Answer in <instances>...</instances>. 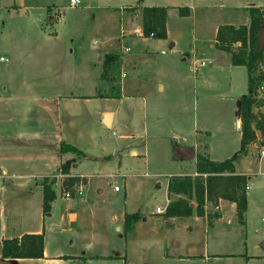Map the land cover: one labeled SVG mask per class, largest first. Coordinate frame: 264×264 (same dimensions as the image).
Wrapping results in <instances>:
<instances>
[{
	"label": "crops",
	"instance_id": "1",
	"mask_svg": "<svg viewBox=\"0 0 264 264\" xmlns=\"http://www.w3.org/2000/svg\"><path fill=\"white\" fill-rule=\"evenodd\" d=\"M137 1L80 0L77 5L70 6L69 0H0L3 44L0 55L6 58L0 63L22 60L21 64H15L22 68L0 65V107H3L0 124H6L0 133V264H91L98 256L116 257L120 264H264V229L253 223L250 216L256 206H264V182L259 179L264 177V153L256 161L252 158L256 143L234 163V173L246 176L243 222L237 218L235 202L214 195L205 200L203 214L196 213L194 195L189 198L190 215L165 214L168 203L183 196L168 191L170 177L190 176L194 183L200 140L205 145L203 154L212 161L227 159L238 149L220 156L229 141L226 134L233 123L240 142L239 104L240 97L247 92V77L246 83L240 85L241 80L238 81L236 76L246 67L232 64L231 55L216 48L214 43L219 25L247 24L249 17L244 12L248 7H264V0H210V4L205 5L200 4L202 0ZM207 5L237 13V16L234 20L230 14V18L205 27L203 20L206 17L198 9ZM75 6L82 17L88 14L87 32L90 31L91 37L79 32L82 21L78 17L70 24L69 20L60 23L62 13ZM143 6L167 7L165 37L143 34ZM178 6H187L189 14L180 16ZM127 7L134 8L124 9ZM54 12L59 13V24H53L55 29L46 31L41 25L42 20L46 19L48 23L46 16L55 15ZM173 12L177 17L171 26L169 16ZM29 26L38 29L35 37L27 36L25 27ZM9 29L14 31L13 37ZM15 29L19 31L15 33ZM41 38L47 41V46H37ZM28 43L35 46L21 45ZM65 53L70 61L66 68L62 65ZM109 53L118 54L109 67L115 63L119 86L106 95L109 85L114 82L101 78L103 59ZM25 59L32 62L27 65ZM56 60L61 62L56 65ZM200 60L204 61L203 65ZM89 74H93L90 91L82 81V76ZM198 88L205 93L209 89L217 92L216 96L221 97L220 102L224 104L216 105L209 94L206 105L214 104L208 105L206 110L210 113L213 108L216 116H222H217L220 120L211 124L203 122L199 125V121L192 125H183L182 121L173 124L174 140L168 144L171 158L167 159L165 168H151L145 148L141 151L136 148L142 138L146 139L140 142L142 147H146L145 142L149 140L145 135L151 122L147 119V110L144 112V134L133 126V140L128 148L132 159L143 161L142 173L121 171L125 155L120 152V142L107 145L93 137L88 140L99 147L89 154L87 148L67 132V125L73 118L70 106L73 103L88 102L91 98L111 102L101 106L99 120L105 125L103 115L111 112L110 127H113L119 120L120 103L126 98L141 100L142 109H149L156 98L170 91L177 93L173 99L183 107L184 90L196 91ZM254 109L263 113V131H257V138L262 142L264 103L253 108V112ZM231 114L235 116L233 123ZM225 117H229L228 121H224ZM152 136L158 137L157 134ZM62 142L79 152L62 151ZM190 145L196 149L194 158L173 157L175 147ZM259 149L264 151V145ZM63 165L67 166L66 172L62 171ZM115 175L122 178V185L113 182ZM149 177L153 181L147 187L146 178ZM44 178L52 182L55 193L50 209L45 213L42 209ZM93 178H104L108 183L103 185L101 181H95L92 184ZM66 179H72L71 188L82 187L83 193H74L68 198L61 192L57 194L56 187H63ZM113 185H118V190H114ZM122 186L123 194L120 193ZM146 192L150 193L143 198ZM134 212L141 217L125 233L124 215ZM260 221L264 227V215ZM47 224L58 227L59 238L54 247L46 243ZM110 229L116 231V235ZM25 233H42L43 256L4 258L1 255L2 240ZM64 239L68 251L60 244ZM110 244H114L117 252H94L96 248L106 249Z\"/></svg>",
	"mask_w": 264,
	"mask_h": 264
},
{
	"label": "rangeland",
	"instance_id": "2",
	"mask_svg": "<svg viewBox=\"0 0 264 264\" xmlns=\"http://www.w3.org/2000/svg\"><path fill=\"white\" fill-rule=\"evenodd\" d=\"M209 1L210 0H202L200 4H203V5L210 4L208 3ZM66 4H68V2ZM76 8L77 6H75V9H71V8L66 9L64 13H62L61 15L60 23L63 24L69 20L68 24H70L73 20H75L78 17V19L82 21V23L79 25L80 27L79 32H81L85 36L86 33H88L87 31L89 29L88 28V25H89L88 14L87 16L84 15L82 17V15L77 12ZM124 9L133 10L131 7H127ZM198 10L200 11V13L203 14V17L204 16L206 17L205 20H203L205 27H207L206 26L207 24H212V22L214 21H218L220 19L226 20V18H230L231 15H232V18L235 20L237 16V13L233 14L232 12L222 11L215 7H212V5H207V7H205L204 9L202 8ZM244 14H247V17H249L248 10L247 12H244ZM240 15H241V12L239 13L238 16ZM46 17L49 18V22L47 23L46 19H43L41 23L42 27L45 28L46 31L51 30V28L55 29L53 24L58 23L59 13H56L55 15L49 14ZM175 17L177 16L174 14V12L170 13L169 22L171 23V26H173L175 23V20H174ZM249 20H250V17L247 20L246 25L249 24ZM66 26H67V23H66ZM25 29H26V32L28 33L27 36L35 37L34 35H37L35 30L37 31L38 29L36 27L34 29V27L32 28L31 26H29L27 28L25 27ZM9 30H11L10 33H11V36L13 37L14 31H12V29H9ZM18 31H19L18 29H15V33H17ZM39 35L43 36L42 34H39ZM87 35L91 37L90 31ZM62 37L64 38V40L66 39L65 33L62 35ZM1 41H2V38L0 36V52L2 49V45H3ZM21 45L27 48L35 46L29 43L26 45H23V44ZM47 45H48L47 41H44L41 38V42L37 46L45 47ZM91 45L93 44L91 43ZM238 45L239 44H236V45L233 44V47H237ZM64 58H65V61H63L62 65H64L65 66L64 68H66L67 63L70 62L69 60H67L68 55L66 53L64 55ZM25 62L28 65L32 62V60L25 59ZM60 62L61 60H56L55 64L57 65ZM21 63H22V60H19V61L17 60V63H15L14 61H11V62L7 61V62L0 63V65L1 67H6L7 65V67H11L14 69L17 67L15 66V64H21ZM114 65L115 63L112 64V67H109L106 73L107 75V78L105 79L106 81L114 80V82L113 83L111 82V84L109 85L108 91L107 92L105 91L106 95L107 93L109 94L110 91L114 92L119 86V82L117 80V77H118L117 72L119 71L114 72L116 70V67ZM17 68H22V66H18ZM260 72L264 73V60H261L257 64L256 73H260ZM245 73H246V68L245 70H243L242 74L238 73V75L236 76L238 81L241 80L240 85H243L246 83ZM122 76L123 75L121 73L120 77ZM92 79H93V74H89L88 76H85V75L82 76V81L83 83L87 85L88 91H90V87H91L90 85L92 83ZM263 83H264V79H263V82L262 81L259 82L260 85L258 84L259 86L256 90L257 97L261 99L262 98L264 99V97L259 93L258 89ZM207 91L208 93H205L204 90L201 91L200 88H198L196 91L189 90V89L184 90L185 101L184 103L182 102L184 104L183 107L182 105L179 104L178 100L173 99L177 93L170 92V91H166L163 94L164 97L159 96V98H156L154 105L152 107L149 106V109H142L140 105L141 100L135 99V101H133L132 99L126 98L122 100L120 103V110H119V116H118L119 120H118V123H116V125L113 127L102 125L99 120V114H100L99 110L101 106L110 105L111 102H106L100 98H91V100H89L88 102L73 103L70 105L71 111H72L71 113H73L72 114L73 118L70 120V123H68L67 125L68 127L67 132L74 138H77L78 142L81 143L80 145L85 146L87 148V150L89 151V154L91 152H96L97 148L99 147V144L97 145L95 144L94 141L88 140L93 137H95L98 141L101 140V142L107 145H111L112 143H115V141L120 142L121 144L120 152L121 154L124 153L125 155V159L122 160V163H121V167H120L121 171H125L126 173H142L144 171L143 161L142 160L135 161L134 159H132V157L128 155V148L131 144V141L133 140V137L131 136V134L133 133L132 131L133 126H136L137 129H141L140 133L144 134L143 120H144V115H145L144 112H146L145 110H147V114H148L147 119L148 121H151V122L148 123V131H145V135L148 136L149 140L145 142L146 147H142V144L140 143V142H143L144 140L142 138V141L137 142L136 148L138 149V151H141L143 148H145L146 157L150 161L149 164L151 168L155 166L160 167V168L161 167L165 168L167 159L169 161V159L171 158V157L169 158L168 156L170 154L169 153L170 147H168V144L170 143V140H174V138H172V135L174 133L173 127H172L173 124H175L177 121H182L183 125H192L194 122L197 123L199 121V125H200L203 122H206L207 124H211L215 120H220L219 118H217V116H222V114H218L216 116L215 115L216 112H213L214 111L213 108L210 110V113L207 112L206 108L208 105H211V104L213 105L214 103H216V105L218 106H222L224 102H220L221 97H217L216 96L217 92L214 91L213 89H209ZM209 94L211 95L212 102L214 103L210 102L208 105H206V99L209 98ZM263 103H264V100H263ZM253 108H255V106ZM2 111H3V107H0V116H1ZM254 111H255L254 113L256 114L255 116H261L260 109H254ZM230 117L233 123L235 116L231 114ZM228 118L229 117H225L224 121H228ZM256 120L258 121V118ZM5 125L4 123L0 124V133H3L2 131L3 129H5ZM236 133L237 132L234 128V123H233L231 125L230 132L226 134L229 141L226 142L227 146L226 148L222 149V153H220L222 155L220 156H225L224 154L230 152L231 150H235L237 147H239L238 146L239 143L236 138L237 136ZM154 134H157L158 137L154 138L152 136ZM93 142H94V146L92 145ZM202 142L203 141L200 140L197 145V152L201 154L204 153V148H205V145ZM255 143L257 144L258 148L255 145L256 148H254V151L252 152V158L256 161L259 157L258 150L261 145H264V141L261 142L258 140V138H256L253 142L250 143V145L251 144L254 145ZM114 177L115 178L113 182H116L119 186L122 185V178L119 175H115ZM262 178L264 177H259V179H261L263 183L264 180ZM133 179L136 180L138 178L136 179L133 178ZM95 181H101L103 185H107L108 183L106 180H104V178H98V179L93 178L92 184H95ZM146 181H147L146 186L150 187L152 185L151 183L153 179L149 177V178H146ZM69 184H70L69 180L66 179L64 181L63 187L69 188L70 187ZM254 190L258 191V189L255 187H254ZM254 190L252 192H254ZM60 192H61V187L57 186L56 193L58 194ZM120 193L122 194L124 193L123 186L121 187ZM146 193L147 195L145 194L146 196H143V198H147L150 192L149 193L146 192ZM30 200L32 201L33 198ZM29 207L31 209L32 204H30ZM263 215H264L263 205L256 206L253 212H251L250 214L252 222L261 225L262 229H264V227H263V222L260 221V218ZM47 221L48 219L46 218V222ZM47 232L49 233H47L46 243L47 245L49 244L51 247H54L55 245H57L56 243L59 238L58 237V227L55 224L54 225L47 224ZM110 232H112V234L116 233V231L112 229H110ZM65 240L66 239L61 241L60 244L65 248V250L68 251L69 250L67 249L68 245L65 243ZM94 252L96 254H101V252H104L105 254L107 253L110 254L112 252H117V251L116 249H114V244H110L108 248L100 249L98 247L94 250ZM91 264H120V259H117L116 257L115 258L109 257V256H104V257L98 256L97 259L91 262Z\"/></svg>",
	"mask_w": 264,
	"mask_h": 264
},
{
	"label": "trees",
	"instance_id": "3",
	"mask_svg": "<svg viewBox=\"0 0 264 264\" xmlns=\"http://www.w3.org/2000/svg\"><path fill=\"white\" fill-rule=\"evenodd\" d=\"M143 0H138L137 3ZM134 8V7H132ZM167 7L143 6L142 7V30L144 35L163 38L166 36L165 17ZM249 24H240L235 27L231 24L218 26L215 47L225 50L231 55V63L244 65L247 71V92L240 97V121L241 135L239 147L232 155L222 161H212L206 155L196 154L197 175L194 183L190 176H172L169 179L168 191L183 194L171 200L165 209L166 215L187 216L192 213L189 198L195 197V210L197 214H203V206L206 199L214 195L227 198L236 204L237 218L243 222V214L246 209V176L234 173V163L249 152L250 143L257 138V131H263V113L255 116L252 111L255 106L263 105V100L257 97L259 82H263L264 73H256L257 64L264 60V43H258V32L264 21V7H248ZM180 16L188 15L187 6H178ZM239 42L237 47L233 44ZM118 54L109 53L104 56L101 78H107V71L112 61L117 60ZM259 84V85H258ZM258 118V121L256 120ZM60 149L79 152L74 146L61 143ZM62 171H67V166H62ZM70 187L72 179H69ZM48 178L43 179V212H48L50 202L55 193ZM138 212L124 215L123 228L125 233L130 231L140 219ZM1 255L4 258H38L43 256L42 233H25L20 237L4 238L2 240Z\"/></svg>",
	"mask_w": 264,
	"mask_h": 264
},
{
	"label": "water",
	"instance_id": "4",
	"mask_svg": "<svg viewBox=\"0 0 264 264\" xmlns=\"http://www.w3.org/2000/svg\"><path fill=\"white\" fill-rule=\"evenodd\" d=\"M257 39H258L259 44L262 45L264 43V21H263L261 29L258 32ZM239 108H240V104H239ZM102 121L106 126H110V124H111V112L104 113ZM178 156H182V157H185L188 159L194 158L195 157V147L193 145L175 147L173 157L177 158Z\"/></svg>",
	"mask_w": 264,
	"mask_h": 264
},
{
	"label": "built area",
	"instance_id": "5",
	"mask_svg": "<svg viewBox=\"0 0 264 264\" xmlns=\"http://www.w3.org/2000/svg\"><path fill=\"white\" fill-rule=\"evenodd\" d=\"M78 3H80V0H69L70 6L77 5ZM149 36H152V33H150ZM5 59L6 58L3 55H0V61L5 60ZM199 62H200V65L204 64V61H202V60H200ZM258 91L264 97V83L260 86ZM263 153H264L263 149H259V156L263 155ZM118 188H119L118 185H113V189L114 190H118ZM61 193H62V196L64 198H68V197H71V195L74 194V193H76L78 195H81L83 193V191H82V187H80V186L75 187V188H71V187L64 188V187H61ZM156 209L159 210V207H157Z\"/></svg>",
	"mask_w": 264,
	"mask_h": 264
}]
</instances>
